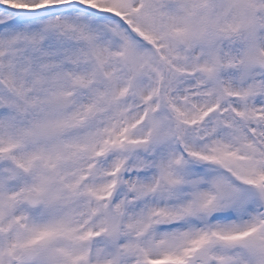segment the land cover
<instances>
[{
    "label": "snow or ice",
    "instance_id": "obj_1",
    "mask_svg": "<svg viewBox=\"0 0 264 264\" xmlns=\"http://www.w3.org/2000/svg\"><path fill=\"white\" fill-rule=\"evenodd\" d=\"M0 264H264V0H0Z\"/></svg>",
    "mask_w": 264,
    "mask_h": 264
}]
</instances>
